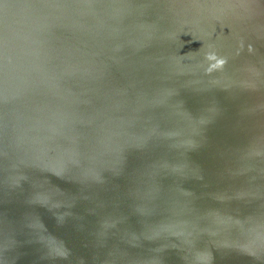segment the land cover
Here are the masks:
<instances>
[{"label": "water", "instance_id": "obj_1", "mask_svg": "<svg viewBox=\"0 0 264 264\" xmlns=\"http://www.w3.org/2000/svg\"><path fill=\"white\" fill-rule=\"evenodd\" d=\"M0 264H264V0H0Z\"/></svg>", "mask_w": 264, "mask_h": 264}]
</instances>
